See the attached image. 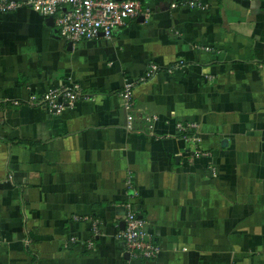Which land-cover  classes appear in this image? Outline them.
I'll use <instances>...</instances> for the list:
<instances>
[{"label": "crops", "instance_id": "0c3cea01", "mask_svg": "<svg viewBox=\"0 0 264 264\" xmlns=\"http://www.w3.org/2000/svg\"><path fill=\"white\" fill-rule=\"evenodd\" d=\"M203 1L142 0L81 41L0 11V264H264V0ZM73 82L61 113L25 102ZM129 208L156 255L119 236Z\"/></svg>", "mask_w": 264, "mask_h": 264}, {"label": "built area", "instance_id": "2783aa9c", "mask_svg": "<svg viewBox=\"0 0 264 264\" xmlns=\"http://www.w3.org/2000/svg\"><path fill=\"white\" fill-rule=\"evenodd\" d=\"M194 8H205L207 4L203 0H187ZM22 5H29L45 16H54L56 25L62 37L69 41L90 40L97 37L111 38L115 29L126 24L130 17L138 15L148 16L149 8L143 9L142 0H0V11L16 9ZM158 66L151 65L148 71L139 78L145 80ZM135 80H127L124 84L121 96L126 108L133 107L132 88ZM86 97L82 85L73 82L69 85L49 89L40 94H31L25 100L29 105H41L48 107L55 113H61L67 107L76 103L80 98ZM20 104L22 101H12ZM156 118V116H153ZM129 119L133 115L129 114ZM178 127L187 130L195 127L194 123H178ZM195 157L210 156L208 150L197 146L192 150ZM212 170H215L212 167ZM79 219L80 217H76ZM89 219V217H84ZM93 221V229L97 232V221ZM146 220L133 208H129L125 216V227L119 236L125 242L131 256L136 259L149 258L159 251L149 238Z\"/></svg>", "mask_w": 264, "mask_h": 264}, {"label": "water", "instance_id": "95a60500", "mask_svg": "<svg viewBox=\"0 0 264 264\" xmlns=\"http://www.w3.org/2000/svg\"><path fill=\"white\" fill-rule=\"evenodd\" d=\"M48 18L53 22L54 21V16H48ZM123 223V222H122ZM124 224H125V222H124Z\"/></svg>", "mask_w": 264, "mask_h": 264}]
</instances>
